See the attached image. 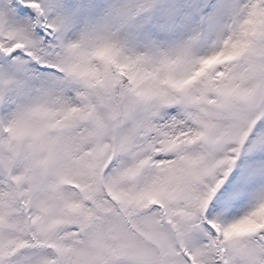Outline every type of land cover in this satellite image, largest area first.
Returning a JSON list of instances; mask_svg holds the SVG:
<instances>
[{"label": "snow or ice", "instance_id": "1", "mask_svg": "<svg viewBox=\"0 0 264 264\" xmlns=\"http://www.w3.org/2000/svg\"><path fill=\"white\" fill-rule=\"evenodd\" d=\"M235 7L152 59L0 5V264H264V0Z\"/></svg>", "mask_w": 264, "mask_h": 264}, {"label": "rangeland", "instance_id": "2", "mask_svg": "<svg viewBox=\"0 0 264 264\" xmlns=\"http://www.w3.org/2000/svg\"><path fill=\"white\" fill-rule=\"evenodd\" d=\"M48 1L53 17L69 18L66 34L70 37L78 38L84 32L106 34L115 42L126 43L135 56L152 59L171 53L177 55L185 50L194 57L202 56L211 43L222 39L224 25L239 14L235 6L242 3V0ZM4 2L0 0V5ZM199 12L203 13L200 17ZM43 74L49 79L58 77ZM45 251L51 250L21 249L12 259L22 262L43 258Z\"/></svg>", "mask_w": 264, "mask_h": 264}, {"label": "trees", "instance_id": "3", "mask_svg": "<svg viewBox=\"0 0 264 264\" xmlns=\"http://www.w3.org/2000/svg\"><path fill=\"white\" fill-rule=\"evenodd\" d=\"M227 34H228V29H227V31H226V33H225V37H226ZM214 48H215V47H212V48L208 51V53H210L211 51H213Z\"/></svg>", "mask_w": 264, "mask_h": 264}]
</instances>
